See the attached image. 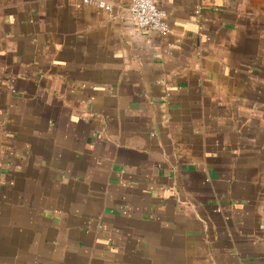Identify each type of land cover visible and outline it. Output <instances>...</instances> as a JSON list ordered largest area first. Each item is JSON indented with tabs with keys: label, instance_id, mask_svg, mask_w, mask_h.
Instances as JSON below:
<instances>
[{
	"label": "crops",
	"instance_id": "obj_1",
	"mask_svg": "<svg viewBox=\"0 0 264 264\" xmlns=\"http://www.w3.org/2000/svg\"><path fill=\"white\" fill-rule=\"evenodd\" d=\"M104 1L0 0V264H264V0Z\"/></svg>",
	"mask_w": 264,
	"mask_h": 264
},
{
	"label": "built area",
	"instance_id": "obj_2",
	"mask_svg": "<svg viewBox=\"0 0 264 264\" xmlns=\"http://www.w3.org/2000/svg\"><path fill=\"white\" fill-rule=\"evenodd\" d=\"M79 1L84 5L96 6L106 11L110 10V5L104 0ZM127 11L138 30L160 34L167 32L164 13L159 9L157 0H130ZM196 14H199V11H196Z\"/></svg>",
	"mask_w": 264,
	"mask_h": 264
}]
</instances>
